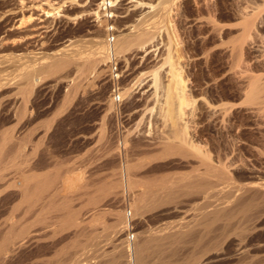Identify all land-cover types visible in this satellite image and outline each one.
Returning <instances> with one entry per match:
<instances>
[{
    "label": "bare ground",
    "instance_id": "obj_1",
    "mask_svg": "<svg viewBox=\"0 0 264 264\" xmlns=\"http://www.w3.org/2000/svg\"><path fill=\"white\" fill-rule=\"evenodd\" d=\"M104 1L110 5H115L116 2L115 0L113 2L112 0H102L101 4ZM193 1L195 2L194 15H196L193 20L196 23L197 31H201L200 35L205 34H203L204 37L201 35L203 42L207 43L216 36H223L224 34L220 32L226 28L234 30V26L226 22L237 20L235 25L239 29L235 26V30L238 29L240 32L237 30L239 32L237 38L231 39V41H235L233 42L235 44L233 47L231 46L230 51L235 55V57L232 56L237 63L240 62L238 57L242 55L239 52L242 53L245 49L250 50L251 45L257 46L258 50H261L259 49L261 47L263 49L261 52L264 53V0H239L238 4V0L235 1L236 4L235 2L233 4L231 0H212L213 2L206 1L205 3L202 0ZM132 2L126 9L137 10L143 5L151 8L156 6L143 2V0H132ZM6 3L9 4L8 1ZM161 3L159 4L161 5ZM5 8V0H0V19H3L12 10L11 7L8 9V6L6 8L8 10ZM205 12L206 14H204ZM106 15L113 16L114 14H104V16ZM145 17L120 30L117 39L115 36L114 51L118 56L133 45H137L139 49L143 50L148 43L157 38L158 31L156 30L157 26L154 25L155 22L147 23L149 18L145 19ZM106 19L108 20V18ZM101 25L102 23L94 32L95 36L90 39L91 48L86 57L83 55V59L82 55L80 57L79 52L75 50L70 52V48L66 50L62 49L63 47L59 49L53 47L54 50L50 49L48 54L45 53L48 57H45L43 51L46 59H41L43 61L38 67L36 65L33 68L31 65L33 69L26 70L29 67L28 64L24 69L21 68L23 64H18L20 68H17V63L22 60V58L19 60L22 55L17 53L19 50L17 45L14 44L17 47L13 45L5 48L6 53L0 54V204H2L1 208H5L6 205L3 204H10L16 200L17 203L12 206V211L14 213L17 210L19 214H15L19 217L15 221L13 220L12 224L7 222L8 219L0 224V264H264V178L248 182L237 181L231 174L230 166L233 163L229 162L228 164L221 158L215 160L197 151L194 153L192 148H190L191 150L185 148L188 146L187 143V146L186 144L180 145L185 143L183 141L180 144L179 141L178 144L169 142L162 144L163 147L167 146L166 150L162 148L164 152L166 151V155L161 154L159 157V159H164L159 161L160 165L155 168L154 164L152 165L154 169L151 170L159 173L155 177L147 176L146 171L144 174L142 173L146 178L140 179L143 177L142 175L138 178L140 175L134 174L133 171L137 164L129 163V161L127 163L125 160L127 166L125 165L124 172L119 168L115 170V168L110 176L100 183L102 185L99 188L96 190L89 188L90 190H88L84 189L87 184L83 181L82 175H79L78 178L74 177L75 179H72L73 176L70 175V179V176L63 177L64 173L62 172L57 174V169L53 176L50 175L52 172L50 174L46 172L48 164L45 153L50 144H56L60 138L57 132L62 125L63 120L61 119V121L59 116H61L63 108L52 109L48 104L49 100L47 102L42 101L43 99L40 100L38 97L40 90L73 81L72 84L75 86L72 87L70 84V91L67 90L68 92H65V96L62 98V106H66L71 100H75V106H78L80 101L85 102L83 99H86L87 95L83 96L81 92L79 94L78 84H75L78 77L69 79L72 72L78 68L85 75L87 84H91L95 79L99 83L101 82L98 93L104 94L107 91L109 88L108 79L109 82L110 79L112 80L113 88L118 89L114 75L110 74L111 78L107 79L106 61L110 62V47L107 38L106 41L100 38ZM229 30L224 32L227 33ZM220 37H216L215 40L218 42ZM2 38L0 39L2 40ZM223 39L222 41H224ZM220 42L221 40L218 43ZM223 43L225 42L220 44L223 45ZM199 44L198 46H200ZM216 44L212 45L216 48ZM201 46L200 49H202ZM214 46L207 48L208 54L203 53L205 57L210 54L209 50H214L213 56H217L218 52L215 53ZM21 49L23 50V47ZM224 51H227L226 48ZM262 53L261 57L262 55L264 57ZM205 60L208 61V57ZM108 68L111 69V64L108 65ZM20 69H23L21 70L23 72ZM16 70L21 73L17 72L18 74H16ZM41 74L45 75L43 80L39 78L41 76L37 77ZM174 74V80L179 79V74ZM248 74L239 76L242 82L249 81L250 83L246 96L251 103H254L253 105H256L251 109L262 110V106L264 107V83L260 78L263 76L256 74L257 77L255 74ZM80 76L79 82L82 83ZM152 76H154V84L157 87V83L159 84L157 71ZM135 82L138 84L137 81ZM139 82L141 83V81ZM87 84L84 89L88 86ZM36 86L40 87V89L37 87L38 91L35 89ZM245 86L248 87L247 84ZM45 90L47 91V89ZM128 91L130 90L126 88L122 94L129 93ZM118 93L120 100L117 101L113 97V101H121L122 94L119 91ZM19 94L22 96L21 99H19ZM29 101L34 108H29V106L31 107V105L28 106ZM105 102L101 104H105ZM97 104L100 106V103ZM106 105V108L115 109L114 103L112 104L110 99ZM101 106L103 107V105ZM215 111L217 112V110ZM111 114L113 115V112ZM58 119L59 121L56 122ZM113 126L115 129V124ZM118 131L114 132L117 138L126 134L120 135ZM127 132V134L130 133L129 130ZM127 134L124 135V141L122 137V144L124 145L126 142L125 146L122 148L120 145H115L116 148L109 147V149L113 148L110 149L111 159L117 160L122 155L131 154L129 151H132V148L129 143L134 142L133 139L136 137L133 136L130 139L132 133H130L131 136ZM134 135L138 137V135ZM115 137L113 136L112 139ZM25 142H31L33 145L31 158L27 159L29 161L28 169H23L18 166V163H15L16 168L20 169L17 170L14 167L13 172L16 170L14 175L12 170L9 171L10 173L6 172V167L9 165L6 166L5 157L12 155L11 157L16 160L18 155L19 159V154L26 151L23 147ZM137 142L139 144V142L146 141ZM25 145L27 144L25 143ZM138 146L140 147L141 144L134 146V149H137ZM109 151L107 152L109 153ZM27 154L28 152L24 155L27 157ZM24 155H22L23 161ZM11 157L9 163L14 161ZM138 167L141 166L138 165ZM44 170L46 171L44 172ZM125 187L128 193L130 190L132 198L129 209L130 217L126 209L125 193L127 192L124 191ZM75 191L83 192L86 196V201H84V197L83 202L87 203L84 208L90 204L87 208V210L90 208V211H83V207L76 208L73 204L74 198L70 195V192ZM75 196L77 197V195ZM83 202L82 206H84ZM107 210L113 216L112 220L103 217ZM179 214H183V216L181 215L182 217L178 220H166L172 215L178 216ZM131 217L132 221H135L134 223L131 222ZM153 219L157 220V224L149 228L147 223ZM97 225L103 226L102 231L94 229V226L98 227ZM133 230L138 231L131 234ZM90 241L94 243L95 246L92 247L95 248L87 250ZM89 248L91 249V247Z\"/></svg>",
    "mask_w": 264,
    "mask_h": 264
},
{
    "label": "rangeland",
    "instance_id": "obj_2",
    "mask_svg": "<svg viewBox=\"0 0 264 264\" xmlns=\"http://www.w3.org/2000/svg\"><path fill=\"white\" fill-rule=\"evenodd\" d=\"M7 1L9 4L6 3ZM101 1L102 0H5V7L7 8L8 6V9L11 7L12 10L8 12L4 18L1 16L3 19H0V38L3 37L2 40L0 39V54L3 55L4 52L6 53L7 50L5 48L11 47L14 44L17 45L18 47L14 45V47L19 49L17 53L23 56L20 57L19 60H21V58L22 60L19 61L17 65L23 64L21 67L23 69L29 65L31 68L27 67L26 70L33 69L36 65L38 67L41 61H43L41 59H46L45 57H48L47 54L49 51L54 50V48L59 49L63 47L62 49L66 50L70 48V52L73 50L79 52V56L82 55V57H80L83 59V57H86V54L89 53L91 48L90 39L95 36L94 32L99 28L98 26L101 23L100 38L104 39L103 41H106L108 26L110 25H113L115 28L116 39L120 30L130 26V24L132 25V22L134 24L137 22L136 20L145 16V19L149 18L147 23L153 21L155 22V27L157 26V38L152 40V44L148 43L143 50L142 48L139 49L137 45H133L126 50V52L119 54V79L116 81L118 91L122 94L126 88L130 90L128 91L129 93L122 94L120 102L113 101L115 87L113 88L112 80L110 79L109 82L108 79L111 78L110 74H112L111 69L108 68L110 64L108 60L106 61V74L109 88L104 94L101 93L102 95L98 93V89L101 88V82L99 83V81L94 78L95 81H91L92 83H89L90 85L87 84L85 75H83L81 72L82 70L80 71L79 68L76 69V71L74 70L69 77L70 80L73 77H75V79L78 77L75 80V84H78H76L79 90L78 93L80 94L81 92L83 96L84 94L87 95V97L85 96L86 99H83L85 102L80 101L81 103H79V105L81 104V106H75V100H71L69 104L67 103L66 106H62V98H64L65 92L67 93L70 91L69 87L75 86L72 84L73 81L65 82L62 85L49 86L45 88L47 91L45 89L40 90V94L38 93L40 100L43 99L42 101L44 102L49 100L50 103L48 101V104L52 109L58 107H60L58 109L63 108V115L60 113L63 117L59 116V119L63 121L61 120L62 125L57 132L60 138L56 144H50L49 148L46 150L45 154L48 171L44 170V172L46 171L48 174L52 172L50 175L53 176V174L55 175L54 171L57 169V174L62 172L64 173H61L63 177H69L71 175L73 176L72 179L82 175L83 181L87 184V187H84V189L88 190H96L99 188L102 185H100V183H102L103 180L105 181L115 168V170L119 168V170L121 169L124 172L125 165L127 166L128 161L129 163L137 164L135 165L136 169L134 168L135 170L133 171L134 174L137 173L136 175H140L139 177L137 176L138 178H140L141 175L143 177L140 179L146 178V176L143 175L146 171L147 176L155 177L158 176L159 173L151 169L160 165V160L162 159H159V157L161 154L164 156L166 152H164V149H167V146L163 147L162 144H166V142L178 144V141L180 144V142L183 141L185 143L181 142L183 144L180 145L187 143L188 146L190 145L192 147H188L187 144V147H184L188 150L192 148L194 153L197 151L215 160L221 158L228 164L229 162L230 164L233 163L234 165L231 164L232 166H230L231 174L237 181L248 182L257 180L258 178H264V163H262L264 162V159H262L264 156V107L262 106L263 109L257 111L251 109L252 106L255 107L256 105H253L254 103H251L246 96L250 88V83L249 81L245 83L241 81V77L249 73L248 75L257 74L258 76H263L259 78L264 83V57L263 55L261 57L263 49L261 47L259 48L262 50L261 52V50H258L257 46H249L250 50L245 49L244 52H239L240 55L242 54V58L238 54L240 62L237 63L235 58H233L235 55L230 52L231 48L234 46L233 44H235L233 43L235 41H231V39H233V37L237 38L240 32L237 25H235V21L237 22V20L226 22L230 25L232 24L234 30L233 28H231V30H229L230 28H226L230 32L228 31L226 33L224 31L227 30L224 29V31L220 32L224 34L223 36H216L217 38L220 37L219 40H221V44L225 42L223 45L218 43L219 40L218 42L215 40L216 37L212 38V41L210 40V42L205 43L202 41V37H204L205 34L202 33L201 37V31L198 32V29L195 28L196 23L193 19L196 15H194L193 9L195 7V2L193 0H143V2L152 3L154 6L156 5V8L145 7V5H143L137 10L126 9V7L133 3L132 0H115V5H112L110 10V12L114 14L112 17L107 15L104 16L106 13L102 10ZM113 1L114 0H112V2ZM206 1L213 2L212 0H202L203 3ZM231 1L234 4L237 0ZM238 3H240L239 0L237 4ZM141 9L142 11H140ZM95 11L97 12L95 13ZM98 13L99 16H97ZM204 14H206V12ZM106 18H108V20ZM235 26L238 29L235 30ZM199 38L201 39L199 40ZM222 39L224 41H222ZM201 41L203 44H199ZM213 43L219 44H216V48L220 50L216 49L215 46L212 45ZM198 44L200 46L202 45V49H200ZM211 46H214L213 49L215 48V53L218 52L216 53L217 56H213L214 50L208 49L211 55L209 54L205 57V54H208L206 52L207 48ZM22 47L23 50L21 49ZM48 47L49 50L47 49ZM252 47H256L257 49H253ZM225 48L227 51H224ZM229 48L230 50H228ZM43 51L44 54L47 53L45 54L46 56L43 54ZM204 52L205 54H203ZM207 57L208 61L205 60ZM17 68L19 69L20 66L18 65ZM23 69H20V71ZM154 70L158 73L159 84L157 83V87H155L154 76H152V74L154 75L156 72H153ZM17 72H19V70H16V74H18ZM174 73L179 74V79L177 78L174 80ZM44 76L42 74L37 75V77L42 80ZM79 76L82 77V80H80L81 82L83 81L82 83L79 82ZM137 76L140 78H136ZM138 80L141 81V83ZM135 81H137L138 84H136ZM50 84L53 83L50 82ZM70 84L72 85L70 86ZM86 84L88 86L84 89ZM246 84L248 87L245 86ZM37 87L38 86L35 87L36 90ZM130 87L132 88L130 89ZM38 89H40V87H38ZM20 97H22L21 94H19V99H21ZM109 99L112 101V104L114 103L116 110L113 108H106ZM104 101H106L105 104H101ZM97 103H100V106ZM29 105H31V107ZM101 105H103V107ZM124 105L127 107H124ZM28 106L29 108H34L30 101ZM215 110H217V112ZM222 111H224V113H222ZM112 112L113 115L115 113L114 116H117L116 118L111 114ZM114 118L116 122H114ZM59 119L56 120V122L59 121ZM114 124L116 126L115 129L117 128L116 130L113 128ZM126 130L132 133V136L129 133L131 136L129 137L130 139H132L133 136L136 137L134 138L135 140L133 139L134 142L131 141L133 145L131 142L129 143V146L132 148V151H129L131 154L129 155L127 153V155H122L119 157L120 159L116 158L117 160L111 159L110 152L115 145H120L121 148L125 146L126 142L124 145L122 143L124 141V135L128 133ZM116 131H118L120 135L126 134L117 138L114 135ZM110 134L111 136L113 135L115 139H112L113 136L111 138ZM134 134L138 135V137ZM117 141L119 144H117ZM137 141L146 142H139L141 148L138 146L139 148L137 147V149H134L139 145ZM25 143L27 145H25ZM25 143L23 144L25 149H23L26 151L25 153L21 152L22 154H19L21 156H19V159L18 155L16 160L11 157V155L10 157L11 159L13 158L14 161L12 160L13 162L9 163L10 157H5V161L7 162L6 166L9 165L6 167V172L8 171V173H10L9 171L12 170L11 172L14 175L16 172V170L13 172L14 167H17L15 163H18V166L23 167V169H28L27 163L29 161H27V159L29 160L31 158L30 154L33 145L31 142H28L29 144L27 142ZM110 146L113 147H111L112 149L110 148L111 150L109 149ZM107 151H109V153ZM27 152L28 154L26 157L24 154ZM22 155L26 157V160L24 157L26 164L23 161ZM259 155L262 158H260ZM19 164L22 165L20 166ZM24 165L26 166L25 168ZM138 165L141 167H138ZM71 176L69 177L70 179ZM68 177L67 179H69ZM124 191H128L126 187ZM79 192H70V195L74 198L73 204L76 208L83 207V211H88L90 208L88 210L87 208L90 204L88 207L84 208L87 206L85 205L86 202H83L84 199V201H86V196H84L82 191V193ZM73 193L77 195V197ZM78 193L83 195L80 196ZM125 195L126 209L129 213L131 207L130 202L132 201L130 190L129 193L127 192ZM78 196H80L79 199H77ZM82 202L84 206H82L83 204L81 205ZM16 203L15 200L10 202V204H3L6 205L5 208H1L2 204H0V211H2L0 214V224H3L7 219V222L12 224L15 219L19 217L17 210L14 211V213L12 211V206ZM90 207L92 208V206ZM107 207L105 208L107 209ZM108 210L106 212L107 214L105 213L103 217L107 220H112L113 216ZM16 213L18 215L15 216ZM128 215L129 217L131 216L130 213ZM181 215L183 216V214H179V217L177 215H172L166 220H178L182 217ZM55 219L53 220L56 221ZM58 222L60 223V221ZM131 222H133L132 217ZM156 224L157 220L153 219L151 222L149 221L147 223V226L150 228L152 226L154 227ZM97 226L98 227L94 226V229L99 232L102 231L103 226ZM137 231L138 230H133L131 234ZM93 245V242H88V247L86 249L92 250V248H95L92 247ZM89 247H91V249Z\"/></svg>",
    "mask_w": 264,
    "mask_h": 264
},
{
    "label": "built area",
    "instance_id": "obj_3",
    "mask_svg": "<svg viewBox=\"0 0 264 264\" xmlns=\"http://www.w3.org/2000/svg\"><path fill=\"white\" fill-rule=\"evenodd\" d=\"M102 10L104 13L108 14L112 12H109L112 8V5H110L107 1H104L101 4ZM112 17V16H109ZM115 28L113 25L108 26V34H107V42L110 47V64H111V71L112 74L114 75L116 81L119 79V72H118V66H119V56L115 53L114 51V42H115ZM118 88V87H117ZM114 97L116 98L117 101L120 100L118 89H114Z\"/></svg>",
    "mask_w": 264,
    "mask_h": 264
}]
</instances>
